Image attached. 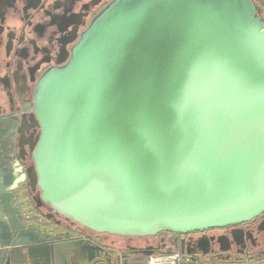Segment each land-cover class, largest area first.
<instances>
[{"label":"water","instance_id":"water-1","mask_svg":"<svg viewBox=\"0 0 264 264\" xmlns=\"http://www.w3.org/2000/svg\"><path fill=\"white\" fill-rule=\"evenodd\" d=\"M36 105L42 198L85 228L146 237L264 212V25L250 0H116ZM11 191L0 264L94 256L21 230Z\"/></svg>","mask_w":264,"mask_h":264},{"label":"flooded vegetation","instance_id":"flooded-vegetation-1","mask_svg":"<svg viewBox=\"0 0 264 264\" xmlns=\"http://www.w3.org/2000/svg\"><path fill=\"white\" fill-rule=\"evenodd\" d=\"M115 1L0 0V187L12 189L17 225L58 239L55 243L76 242L95 250L78 264H124L127 257H168L175 264H264V212L204 231L123 237L85 228L43 200L34 160L42 133L38 86L49 71L71 61L83 34ZM250 2L264 25V0ZM3 218L8 221L6 212Z\"/></svg>","mask_w":264,"mask_h":264},{"label":"rangeland","instance_id":"rangeland-1","mask_svg":"<svg viewBox=\"0 0 264 264\" xmlns=\"http://www.w3.org/2000/svg\"><path fill=\"white\" fill-rule=\"evenodd\" d=\"M124 264H175V261L168 257H154L149 259H136L135 257H127Z\"/></svg>","mask_w":264,"mask_h":264},{"label":"bare ground","instance_id":"bare-ground-1","mask_svg":"<svg viewBox=\"0 0 264 264\" xmlns=\"http://www.w3.org/2000/svg\"><path fill=\"white\" fill-rule=\"evenodd\" d=\"M30 231H32L33 233L36 232V230H30ZM41 238H42V239H47V237H45V236H41Z\"/></svg>","mask_w":264,"mask_h":264}]
</instances>
